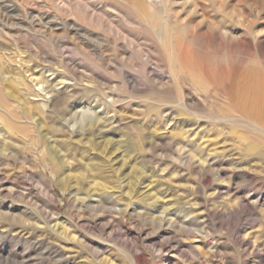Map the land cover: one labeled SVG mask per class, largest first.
Here are the masks:
<instances>
[{
    "label": "rangeland",
    "instance_id": "obj_1",
    "mask_svg": "<svg viewBox=\"0 0 264 264\" xmlns=\"http://www.w3.org/2000/svg\"><path fill=\"white\" fill-rule=\"evenodd\" d=\"M0 92V264H264V0H0Z\"/></svg>",
    "mask_w": 264,
    "mask_h": 264
},
{
    "label": "bare ground",
    "instance_id": "obj_2",
    "mask_svg": "<svg viewBox=\"0 0 264 264\" xmlns=\"http://www.w3.org/2000/svg\"><path fill=\"white\" fill-rule=\"evenodd\" d=\"M191 35H194V34H191ZM197 36H195L199 41L201 40V41H205V40H207L208 38H209V33L208 32H198L197 34H196ZM194 37V38H195ZM199 41H198V43H199ZM197 42V41H196ZM178 46V45H177ZM181 47V46H180ZM188 53V52H187ZM180 54H181V52H180ZM189 54V53H188ZM177 55H179V54H177ZM182 55H183V53H182ZM180 56V55H179ZM11 57V56H10ZM41 57V56H40ZM8 58V57H7ZM2 59V58H1ZM181 59V58H180ZM186 59V58H185ZM7 60V59H6ZM196 61V60H195ZM3 62V61H2ZM8 62V61H7ZM198 69V68H197ZM3 70V69H2ZM199 71V70H198ZM223 74H225L226 76H227V74L224 72ZM222 74V75H223ZM229 74V73H228ZM210 79V78H209ZM251 79V78H250ZM254 81V80H253ZM8 83V82H7ZM256 83V82H255ZM7 85V84H6ZM9 85V84H8ZM5 86V85H4ZM3 86V87H4ZM5 88V87H4ZM10 89V88H9ZM29 89H30V87H29ZM250 90V89H249ZM74 91V90H73ZM14 92V91H13ZM243 92H245V91H243ZM242 92V93H243ZM259 92V91H258ZM6 95V94H5ZM103 95V94H102ZM242 95V98H240V99H242V101L244 102L243 104H248L249 103V105H253V104H255L254 103V100H252V98L250 97L251 95L250 94H247V96H249V98L247 97V96H244L245 95V93H243V94H241ZM8 96V95H7ZM72 96V95H71ZM9 97V96H8ZM237 97V96H236ZM15 99V98H14ZM17 100V99H16ZM238 101V100H237ZM232 102V101H231ZM8 102L6 101V98L4 97V94L3 93H1L0 92V105L2 106H5L6 104H7ZM249 107H251V106H249ZM31 118V117H30ZM64 118V117H63ZM66 118V117H65ZM93 121V120H92ZM256 121V120H255ZM254 125H255V123H254ZM93 126V125H92ZM256 126V125H255ZM68 147V146H67ZM43 149V148H42ZM107 149V148H106ZM43 151V150H42ZM87 152V151H86ZM106 157V156H105ZM58 165L57 164H55V167H57ZM62 172V171H61ZM101 202V201H100ZM102 206V205H101ZM103 208V207H102ZM104 210V209H103Z\"/></svg>",
    "mask_w": 264,
    "mask_h": 264
}]
</instances>
